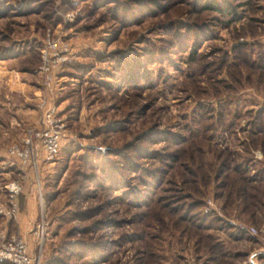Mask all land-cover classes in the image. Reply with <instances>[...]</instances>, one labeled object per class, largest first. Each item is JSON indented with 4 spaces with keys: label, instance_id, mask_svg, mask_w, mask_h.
Segmentation results:
<instances>
[{
    "label": "rangeland",
    "instance_id": "obj_1",
    "mask_svg": "<svg viewBox=\"0 0 264 264\" xmlns=\"http://www.w3.org/2000/svg\"><path fill=\"white\" fill-rule=\"evenodd\" d=\"M229 1L235 17L194 0H0V249L14 236L39 264H264V209L244 213L235 187L264 178V0ZM48 35L68 53L53 89L66 130L36 174L7 146L38 103L11 87L50 93Z\"/></svg>",
    "mask_w": 264,
    "mask_h": 264
},
{
    "label": "built area",
    "instance_id": "obj_2",
    "mask_svg": "<svg viewBox=\"0 0 264 264\" xmlns=\"http://www.w3.org/2000/svg\"><path fill=\"white\" fill-rule=\"evenodd\" d=\"M42 47V62L39 67L44 77L45 88L49 94L40 96L38 108L40 117L37 124L25 128V133L19 141L10 143L8 153L21 167L33 170L39 174L40 158L53 162L60 154L65 135V121L60 113L59 105L54 99V77L60 64L67 59V48L59 45V39L48 35L45 37ZM259 157L261 156L258 155ZM5 187L11 195L16 194L21 184L17 180H10ZM16 210L14 204L10 206V212ZM251 232H257L255 227H250ZM0 259L7 260L9 264H39L40 258L32 255L28 243L21 237L10 238L0 249ZM253 261V260H252ZM254 264L258 262L253 261Z\"/></svg>",
    "mask_w": 264,
    "mask_h": 264
},
{
    "label": "trees",
    "instance_id": "obj_3",
    "mask_svg": "<svg viewBox=\"0 0 264 264\" xmlns=\"http://www.w3.org/2000/svg\"><path fill=\"white\" fill-rule=\"evenodd\" d=\"M201 9H212L216 12H219L221 14H231L232 17L236 16L235 7L229 0H194ZM194 50V48H193ZM194 52V51H191ZM252 65V64H251ZM253 66V65H252ZM258 64H256L255 67H257ZM259 121L256 123V127L258 132L256 134H261L259 137L254 138V144H261L264 150V116L263 114L259 115ZM232 155V154H231ZM229 156V159H233L232 162L229 163L228 169H233L237 173H241L244 169L240 165V162L251 160L250 157H245L242 159L241 155H234L233 158ZM232 163V164H231ZM244 172V171H243ZM252 181H255V179L251 178L249 175H245V177H238L235 187L238 190V194H236L239 200H241V207L244 213H248L251 215L253 219H258V216L256 215V210L258 208L264 209V178H261V185L255 186L252 184ZM241 182V183H240ZM251 182V183H250ZM227 184V183H226ZM225 185L221 183V188H224ZM234 193V192H233Z\"/></svg>",
    "mask_w": 264,
    "mask_h": 264
},
{
    "label": "crops",
    "instance_id": "obj_4",
    "mask_svg": "<svg viewBox=\"0 0 264 264\" xmlns=\"http://www.w3.org/2000/svg\"><path fill=\"white\" fill-rule=\"evenodd\" d=\"M14 85L15 86L14 87L12 86L11 89H15L18 93L20 92V95H22L24 97V100L27 101V99L29 98V100H32L34 103H36V104L38 103V101H37L38 95L37 94L40 91L38 90L37 85L33 84L28 79L15 82ZM19 89H20V91H19ZM36 120H37V117H36L35 121Z\"/></svg>",
    "mask_w": 264,
    "mask_h": 264
}]
</instances>
